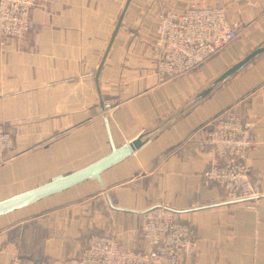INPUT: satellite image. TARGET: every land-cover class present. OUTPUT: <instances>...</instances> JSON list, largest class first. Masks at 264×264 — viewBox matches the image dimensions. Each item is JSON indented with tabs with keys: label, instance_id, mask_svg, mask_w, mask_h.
Here are the masks:
<instances>
[{
	"label": "crops",
	"instance_id": "obj_1",
	"mask_svg": "<svg viewBox=\"0 0 264 264\" xmlns=\"http://www.w3.org/2000/svg\"><path fill=\"white\" fill-rule=\"evenodd\" d=\"M22 39L0 37V123L15 140L0 203L82 170L162 123L264 40V0H35ZM220 6L240 36L193 71L161 80V11ZM112 104L110 110L103 107ZM233 113L254 123L245 159L262 204L231 201L203 172L218 159L202 128ZM179 211L198 249L183 264H264V53L124 159L0 213V264H61L92 233L148 248L144 211Z\"/></svg>",
	"mask_w": 264,
	"mask_h": 264
},
{
	"label": "built area",
	"instance_id": "obj_2",
	"mask_svg": "<svg viewBox=\"0 0 264 264\" xmlns=\"http://www.w3.org/2000/svg\"><path fill=\"white\" fill-rule=\"evenodd\" d=\"M35 0H0V37L22 39L29 30ZM240 36L228 23L220 6L190 7L183 11H161L154 42L157 74L161 80L185 75L211 59ZM104 109L112 104L105 101ZM254 123L233 113L205 125L198 147L214 153L218 162L203 172L206 185H216L231 201L250 200L254 211L262 204V181L252 178L245 159L259 147ZM15 140L7 125L0 123V166L9 160ZM140 232L148 248L129 249L110 234L92 233L81 254L61 264H183L197 252L198 241L179 211L151 207L144 211ZM10 264H18L13 260Z\"/></svg>",
	"mask_w": 264,
	"mask_h": 264
},
{
	"label": "water",
	"instance_id": "obj_3",
	"mask_svg": "<svg viewBox=\"0 0 264 264\" xmlns=\"http://www.w3.org/2000/svg\"><path fill=\"white\" fill-rule=\"evenodd\" d=\"M264 53V40L259 43L255 48L246 53L241 59L234 62L228 68H226L222 73H220L213 81H211L204 89L194 95L187 103H185L181 108L172 113L167 119H165L158 126L150 129L146 132L141 133L135 139L121 147L120 149L114 150L110 155L106 156L102 160L92 164L91 166L84 168L82 170L76 171L66 177L60 178L52 183L35 189L33 191L24 193L7 201L0 203V213L10 210L12 208L23 205L27 202L35 200L37 198L43 197L45 195L54 193L70 185H73L81 180L89 177L96 176L103 169L119 162L133 151L139 149L143 144L151 139L153 133L161 130L167 126L170 122L178 118L180 115L186 111L193 108L196 104L201 102L203 99L208 97L212 92L217 90L223 83H225L232 76L244 69L253 60Z\"/></svg>",
	"mask_w": 264,
	"mask_h": 264
},
{
	"label": "trees",
	"instance_id": "obj_4",
	"mask_svg": "<svg viewBox=\"0 0 264 264\" xmlns=\"http://www.w3.org/2000/svg\"><path fill=\"white\" fill-rule=\"evenodd\" d=\"M90 235H91V234H90ZM90 235H89V236H90ZM89 236H88V237H89ZM88 237H87V238H88Z\"/></svg>",
	"mask_w": 264,
	"mask_h": 264
}]
</instances>
